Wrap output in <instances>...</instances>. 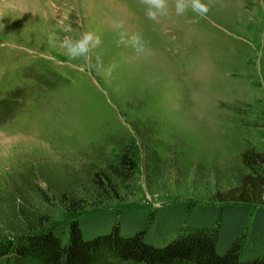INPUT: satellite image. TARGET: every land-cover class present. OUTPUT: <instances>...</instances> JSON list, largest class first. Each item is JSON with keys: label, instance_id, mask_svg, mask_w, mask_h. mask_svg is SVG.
<instances>
[{"label": "rangeland", "instance_id": "374dc122", "mask_svg": "<svg viewBox=\"0 0 264 264\" xmlns=\"http://www.w3.org/2000/svg\"><path fill=\"white\" fill-rule=\"evenodd\" d=\"M145 7L0 0V237L116 208L211 202L248 172L246 145L264 149V0H211L204 17L170 7L158 22ZM84 31L101 42L73 60L61 41ZM127 146L135 167L119 179L107 164Z\"/></svg>", "mask_w": 264, "mask_h": 264}, {"label": "trees", "instance_id": "16d2710c", "mask_svg": "<svg viewBox=\"0 0 264 264\" xmlns=\"http://www.w3.org/2000/svg\"><path fill=\"white\" fill-rule=\"evenodd\" d=\"M134 156L127 146L107 168L119 179L129 177ZM241 161L248 172L215 191L211 202L116 208L62 228L0 237V262L98 264L111 255L134 264H264V149L246 145ZM99 177L95 173L97 189L109 193L106 182L114 185Z\"/></svg>", "mask_w": 264, "mask_h": 264}, {"label": "clouds", "instance_id": "9594fccd", "mask_svg": "<svg viewBox=\"0 0 264 264\" xmlns=\"http://www.w3.org/2000/svg\"><path fill=\"white\" fill-rule=\"evenodd\" d=\"M145 5V15L149 20L159 21V18L167 14L170 7H174L176 15H184L187 11L191 10L200 17H204L210 10L211 0L204 3L203 0H141ZM115 27L122 28V23H116ZM127 32H120V39L118 44L128 43ZM58 39L55 33L49 34L50 43H54ZM100 37L91 31H84L74 36H65L61 41V46L65 49L66 54L73 60L83 59L89 61L90 54L93 48L98 47L100 44ZM130 42L135 49L136 53L143 54L146 52V44L139 34H133ZM111 69L108 70L110 74Z\"/></svg>", "mask_w": 264, "mask_h": 264}]
</instances>
